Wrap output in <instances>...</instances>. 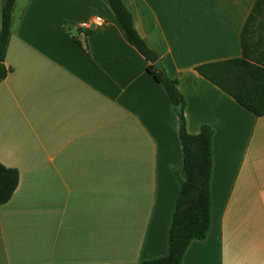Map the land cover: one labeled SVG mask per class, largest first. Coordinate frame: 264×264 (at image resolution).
Returning a JSON list of instances; mask_svg holds the SVG:
<instances>
[{
  "label": "crops",
  "instance_id": "crops-1",
  "mask_svg": "<svg viewBox=\"0 0 264 264\" xmlns=\"http://www.w3.org/2000/svg\"><path fill=\"white\" fill-rule=\"evenodd\" d=\"M178 81L186 129L213 131L210 229L181 264H264V117L195 67L242 56L256 0H122ZM93 17L105 24L85 34ZM1 19V0H0ZM0 83V264H138L167 255L183 176L179 117L103 0H16Z\"/></svg>",
  "mask_w": 264,
  "mask_h": 264
},
{
  "label": "trees",
  "instance_id": "trees-1",
  "mask_svg": "<svg viewBox=\"0 0 264 264\" xmlns=\"http://www.w3.org/2000/svg\"><path fill=\"white\" fill-rule=\"evenodd\" d=\"M103 1L114 14L128 44L148 63L147 73L162 86L176 113L177 106H181L182 113L178 117L183 176L178 177L179 192L169 229L167 255L138 263L181 264L190 243L204 240L210 229L213 131L209 126L202 125L198 134L188 133L184 115L186 101L178 89V81L167 74L164 61L138 35L132 15L123 1ZM15 2L16 0H1L0 83L10 72L4 61L11 37ZM262 5L263 0H256L244 23L240 35L242 48L240 58L205 63L194 68L200 77L231 96L239 106L258 118L264 117V57L254 55L251 34L255 22L260 17ZM158 60L162 63L165 76L154 67ZM18 183V171L0 163V206L10 201Z\"/></svg>",
  "mask_w": 264,
  "mask_h": 264
},
{
  "label": "rangeland",
  "instance_id": "rangeland-1",
  "mask_svg": "<svg viewBox=\"0 0 264 264\" xmlns=\"http://www.w3.org/2000/svg\"><path fill=\"white\" fill-rule=\"evenodd\" d=\"M259 16L260 17L257 19L253 26L251 43L253 46L254 55L264 57V0Z\"/></svg>",
  "mask_w": 264,
  "mask_h": 264
},
{
  "label": "built area",
  "instance_id": "built-area-1",
  "mask_svg": "<svg viewBox=\"0 0 264 264\" xmlns=\"http://www.w3.org/2000/svg\"><path fill=\"white\" fill-rule=\"evenodd\" d=\"M105 21L101 17H93L89 21L80 23L79 29H81L85 34L92 32L95 28L104 25Z\"/></svg>",
  "mask_w": 264,
  "mask_h": 264
},
{
  "label": "water",
  "instance_id": "water-1",
  "mask_svg": "<svg viewBox=\"0 0 264 264\" xmlns=\"http://www.w3.org/2000/svg\"><path fill=\"white\" fill-rule=\"evenodd\" d=\"M154 67L162 76H165V70L162 66L161 61L158 60L157 62H155ZM176 111L178 115H180L182 113L181 106H177Z\"/></svg>",
  "mask_w": 264,
  "mask_h": 264
}]
</instances>
